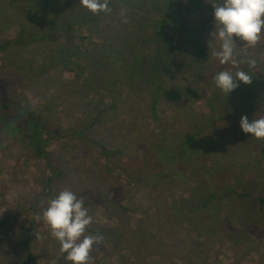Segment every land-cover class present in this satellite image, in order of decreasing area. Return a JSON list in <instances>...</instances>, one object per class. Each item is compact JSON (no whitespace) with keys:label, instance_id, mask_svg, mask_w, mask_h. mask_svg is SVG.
<instances>
[{"label":"trees","instance_id":"16d2710c","mask_svg":"<svg viewBox=\"0 0 264 264\" xmlns=\"http://www.w3.org/2000/svg\"><path fill=\"white\" fill-rule=\"evenodd\" d=\"M181 1L187 10L206 4ZM108 9L93 14L77 0H0V55L7 70L38 71V90L60 86L69 98L57 123L12 98L0 81V126L28 149V158L48 165L52 181L51 147L88 136L102 122L94 145L106 163L93 191L105 203L111 186H124L135 191L134 199L147 201L128 229L120 220L85 234L108 240L118 233L109 244L113 254L122 248L118 264H214L226 232L218 225L222 209L230 215L237 209L249 226L264 225V167H258L263 176L257 183L246 179L250 161L264 160V139L240 128L242 116L251 122L264 115V65L227 69L247 72L252 82L238 81L226 95L214 77L227 64L212 60L214 46L196 41L172 0H109ZM177 46L186 52L177 53ZM32 51L35 59H26ZM84 98L87 109L75 115ZM199 102L208 114L196 109ZM46 109L51 116L52 108ZM112 205L116 215L131 214L125 203ZM247 214L253 220H244ZM23 252L27 259L20 264H35L30 247Z\"/></svg>","mask_w":264,"mask_h":264},{"label":"rangeland","instance_id":"374dc122","mask_svg":"<svg viewBox=\"0 0 264 264\" xmlns=\"http://www.w3.org/2000/svg\"><path fill=\"white\" fill-rule=\"evenodd\" d=\"M172 2L179 6L182 12H185L186 22H190L191 31L196 41L201 40L203 43L212 44L218 53L221 42L215 39L218 29L215 28V21H212L216 0H206V4L201 3L200 8L191 7L190 10L184 7V1L172 0ZM100 26L99 24V30L103 31V27ZM9 34L17 35V29L13 28ZM170 36L173 37L172 34ZM234 41L233 57L225 70L231 67L238 70L243 64L249 66L247 63L249 59L256 60L254 67L249 66L252 71L256 66L264 65V31L255 46H248L245 44L246 42L235 37ZM181 47L177 46V53L186 52L187 49H180ZM31 53L33 56L25 54L26 59L28 56L32 60L35 59V52ZM4 60L5 57L1 54L0 81L3 82L8 94L41 115L47 114L50 121L57 122L56 119L61 117L59 112L64 109L69 100L65 91L61 90L60 86L53 87L50 84L38 90L36 85L38 82H42L43 75L38 76L39 72L34 70L23 73V75L14 74L7 70L9 66L4 64ZM212 60L218 65L224 66L220 63L218 56ZM41 62L42 60L39 59L40 64H42ZM62 81L68 86L65 79ZM69 87L71 88V86ZM84 102L85 98L80 102V106L74 108L75 115L76 113L81 114L83 110L87 109L83 106ZM205 104L199 102L196 108L202 114H208ZM48 106L53 110L51 116L48 115L46 109ZM62 117L64 116L62 115ZM100 127H102V122L95 127V130H100ZM95 130H91L88 136L86 133L76 135L72 141L62 142L60 140L51 147L49 166L51 165L55 173L54 179L51 181L52 173L47 167L48 165L46 166L45 163L37 159L28 158V149L14 137H10L3 126H0V225L8 222L10 218H15L14 222L3 225L0 229V262H4V264L22 263L27 259L24 257L23 248L28 246L32 250L35 264H72L66 259L67 253L60 251L61 245L51 236V229L43 217V212L48 207L49 201L63 190H70L78 198L83 199V206L92 218V222L86 229L93 227L98 231H103L105 226L115 227L120 220H123L124 226L128 229L131 221L143 216L142 212L145 210L143 203L147 199L141 200L142 202L134 199L135 191L132 189L123 186L119 190L116 186H111L109 189L110 199L105 203L99 197L98 190L97 193L96 190L93 191L94 188L98 189L101 179L104 178L98 173L106 163L100 156L99 145H94ZM250 162L246 179L256 182L259 176H263L258 167H264V160L258 159L255 162L252 159ZM66 165L71 168L65 170L64 166ZM93 194L95 195L94 200L91 199ZM89 201L93 202L86 205ZM115 202L120 205L125 203V208H128L131 214L124 216L114 214L112 204ZM235 211L238 210L235 209ZM235 211L232 210L230 215L227 209H222L220 213L218 225L226 229V232L223 233L222 243L214 250L211 262L214 264H263L264 225L249 226L245 222H241ZM243 218L244 220H253L248 214ZM136 223L137 221L134 224ZM117 234L109 235L110 237L107 238L110 241L105 236H101L104 238L102 242L98 245L94 244L89 253L90 263L118 264L117 260L121 256L122 248L117 246V251L113 254L109 245L110 242L114 244ZM83 236L88 235L84 233ZM241 243L243 245H240ZM217 251L219 252L217 253ZM111 256L114 258H110Z\"/></svg>","mask_w":264,"mask_h":264},{"label":"clouds","instance_id":"9594fccd","mask_svg":"<svg viewBox=\"0 0 264 264\" xmlns=\"http://www.w3.org/2000/svg\"><path fill=\"white\" fill-rule=\"evenodd\" d=\"M80 3L93 14L109 10V0H80ZM214 21L218 29L215 39L221 42L220 51L216 55L220 63L225 65L233 57L234 37L246 42L248 46H255L260 40L264 31V0H222L221 4L214 5ZM247 63L254 67L256 60L249 59ZM214 80L216 86L227 95L239 86L238 81L250 84L252 77L243 70L237 71L235 75L222 70ZM240 128L245 134L264 139V117L249 122L247 116H242ZM83 205L82 198L70 190H63L49 201L43 212L51 236L59 241L60 251L67 253L66 259L72 264H87L93 245L103 239L100 236H83L92 222Z\"/></svg>","mask_w":264,"mask_h":264}]
</instances>
